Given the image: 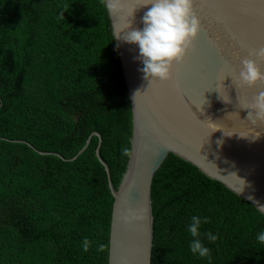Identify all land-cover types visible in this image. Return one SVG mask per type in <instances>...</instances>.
I'll list each match as a JSON object with an SVG mask.
<instances>
[{
    "label": "trees",
    "instance_id": "obj_1",
    "mask_svg": "<svg viewBox=\"0 0 264 264\" xmlns=\"http://www.w3.org/2000/svg\"><path fill=\"white\" fill-rule=\"evenodd\" d=\"M132 120L100 0H0V264H109L115 197L94 132L118 189ZM152 200V264H264V213L193 163L170 153ZM192 215L207 257L189 249Z\"/></svg>",
    "mask_w": 264,
    "mask_h": 264
},
{
    "label": "water",
    "instance_id": "obj_2",
    "mask_svg": "<svg viewBox=\"0 0 264 264\" xmlns=\"http://www.w3.org/2000/svg\"><path fill=\"white\" fill-rule=\"evenodd\" d=\"M129 8H139L142 0H126ZM195 4L216 5L195 11L201 19V31L182 62L176 64L175 81H149L135 59L138 47L116 41L133 110L132 149L127 170L118 189L110 166L101 155L109 186L115 197L110 230L109 264H152L154 215L152 184L156 172L170 153L198 166L209 177L255 205L264 213V123L246 118L249 109L237 99L251 96L254 89L233 87L239 57L254 54L264 40V0H194ZM146 8L138 9L133 27H143ZM114 25L124 23L111 17ZM250 37L254 48L242 46L240 38ZM264 65V61H261ZM227 67V76H218ZM234 73V75H233ZM219 78V79H218ZM231 91L232 104L221 99ZM224 85V86H223ZM264 86V84H262ZM217 120L222 130L211 133L208 120L200 111ZM241 113V114H240ZM230 134L225 135L224 132ZM74 157L76 159L90 143ZM49 154L48 151H39ZM64 158V157H63ZM67 159V158H64Z\"/></svg>",
    "mask_w": 264,
    "mask_h": 264
},
{
    "label": "clouds",
    "instance_id": "obj_3",
    "mask_svg": "<svg viewBox=\"0 0 264 264\" xmlns=\"http://www.w3.org/2000/svg\"><path fill=\"white\" fill-rule=\"evenodd\" d=\"M100 3L110 18L116 17L124 22L113 27L115 41L122 40L124 43L138 47V55L135 59L142 64L139 70L144 78L149 81H174L176 64L185 59L202 27L201 19L194 11V0H142L139 8H129L126 0H100ZM140 8H146L141 18L143 27H133L134 14ZM261 61H264V46L257 48L254 54L239 57L235 78L231 80L234 88L238 87L245 93L249 89L255 90L253 95L238 96L237 99L244 105L241 111L245 107L250 110L246 118L257 124L264 123V86H262L264 65ZM218 91L226 104H232L231 91L222 92L220 84ZM202 105L200 111L207 118V126L211 133L222 130L217 127L216 121L230 119L231 113L226 112L225 118L213 119L205 114ZM206 222V217L192 215L191 222L187 226V231L192 237L189 241V249L197 257H207L211 251L200 238L202 223ZM203 235L209 242L219 238L218 234L211 231ZM256 240L264 243V231L256 234ZM90 244L91 241L84 238L85 252L89 250ZM104 247L103 244H99L97 250L103 251Z\"/></svg>",
    "mask_w": 264,
    "mask_h": 264
},
{
    "label": "snow or ice",
    "instance_id": "obj_4",
    "mask_svg": "<svg viewBox=\"0 0 264 264\" xmlns=\"http://www.w3.org/2000/svg\"><path fill=\"white\" fill-rule=\"evenodd\" d=\"M208 7H212V8H215L217 7L216 5H205V4H195L194 5V11H197V10H201V11H205V15H207V12H206V9ZM241 40V43H242V46H247V47H252L254 48L255 45L253 43H251V38L250 37H242L240 38ZM261 44L264 45V40L261 41ZM231 71L230 67H227L223 70V72H221V69L219 71V75L218 76H222V77H225L228 75V73ZM234 75V73H233ZM168 82H172V85L178 89H180V86L179 84L175 81H162L160 80V83H168Z\"/></svg>",
    "mask_w": 264,
    "mask_h": 264
}]
</instances>
